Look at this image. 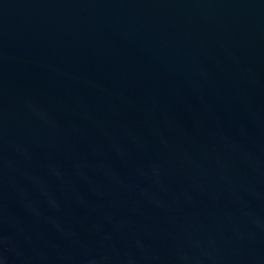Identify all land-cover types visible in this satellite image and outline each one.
<instances>
[{"label":"water","instance_id":"water-1","mask_svg":"<svg viewBox=\"0 0 264 264\" xmlns=\"http://www.w3.org/2000/svg\"><path fill=\"white\" fill-rule=\"evenodd\" d=\"M0 264H264V0H0Z\"/></svg>","mask_w":264,"mask_h":264}]
</instances>
